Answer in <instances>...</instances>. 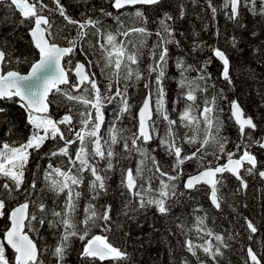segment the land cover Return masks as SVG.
I'll return each instance as SVG.
<instances>
[{
    "label": "snow or ice",
    "instance_id": "1",
    "mask_svg": "<svg viewBox=\"0 0 264 264\" xmlns=\"http://www.w3.org/2000/svg\"><path fill=\"white\" fill-rule=\"evenodd\" d=\"M206 3L216 39L209 44L193 30L191 50L186 55L196 59L194 53L207 49L211 56L198 60L196 65L187 63L183 52L176 57L177 87L185 101L177 120L166 107L163 81L172 49L185 47L181 39L185 33L180 32L179 23L187 15L184 0H107V7L88 6V0H84L85 10L80 11V19L68 14L61 0H52L54 7L46 0H5L6 9L18 13V23L27 25L30 39L26 52L13 41L0 39V119L5 121L8 135V139L0 141V177L4 178L0 181V264H69L67 257L77 240L82 242L76 249L78 264H135L127 246L142 248L145 243L150 244L159 220L167 225L168 234L178 231L184 237L180 246L195 258V264H229L224 257L233 250L232 242L238 237L249 242L246 251L242 248L244 264H264V223L241 212L240 206L247 209L249 205L237 199L238 195L247 194L245 174L264 180V163L252 150H264V129L253 115L246 113L235 91L231 96L225 95L227 89L235 88L232 58L220 46L221 33L215 24L221 10L233 29L240 30L238 35L228 36L225 44L238 49L247 39L245 33L254 38L248 43L255 44L264 36V0ZM242 6L260 17L259 33L241 19ZM126 8L129 18L140 26H125L116 14L117 27H105L104 19L114 16L112 9L118 13ZM92 12L97 15H90ZM149 12L156 17L155 39L147 48L148 61L142 71L140 62L146 41L153 35L148 27L152 20ZM54 13L66 25L74 26V34L71 29L64 31L66 25L56 26ZM208 27L207 23L202 25L204 30ZM130 34L138 39L133 40ZM250 55L264 67V41L255 44ZM212 58L218 65L217 75L224 81L219 92L210 83L213 77L208 65ZM17 65H24L26 70L21 71ZM89 68L99 69L103 87L97 73L88 71ZM190 71L195 76L186 75ZM142 79L141 101L133 111L129 89ZM61 98L81 107L73 114L69 106L57 116ZM224 99L228 100L229 119L238 131L236 141L224 134L225 119L221 114L225 109L217 104ZM7 102L22 109L27 129L23 138L18 137L19 130L8 120ZM106 105L114 107L102 132ZM259 108L264 110V97ZM125 117L131 119L135 128L130 134H125L129 130L120 124ZM259 118L264 123V115ZM158 122L164 125L163 134L159 133ZM150 141L155 142V147ZM117 145L121 151H117ZM184 145L195 148L190 150ZM158 150L170 158L167 170L153 154ZM133 152L139 156L135 169L121 163ZM33 153L37 158L35 168L29 170ZM57 156L65 158L64 166L53 163ZM45 160L46 166L41 163ZM186 161L196 165L191 172L185 171ZM146 169L149 175H144ZM85 173L90 176L87 180ZM113 176L118 178L116 191L123 197L119 208L111 200L102 199L112 188L109 180ZM230 177L238 182L234 190ZM85 182L87 200L82 219H77L80 186ZM201 191L210 202L208 210L196 201ZM46 193L53 197L52 206L46 202ZM61 194L64 199L57 206L55 198ZM261 198L264 199V192ZM182 204L192 207L191 223L183 219L184 213L176 215L173 211ZM225 205L231 210L233 227L223 231L209 227V210L223 211ZM258 215L264 221V207ZM42 231L52 233L53 244H41L33 237L32 233H36L42 238ZM116 237L123 241V246L114 242ZM168 255L169 264H191L171 247Z\"/></svg>",
    "mask_w": 264,
    "mask_h": 264
},
{
    "label": "trees",
    "instance_id": "2",
    "mask_svg": "<svg viewBox=\"0 0 264 264\" xmlns=\"http://www.w3.org/2000/svg\"><path fill=\"white\" fill-rule=\"evenodd\" d=\"M50 7H54L52 4V0H46ZM66 7L68 14L72 15L74 18L80 19L82 17L79 16L80 11L85 10L84 0H61ZM186 5V17L180 20V32L185 33L184 37H181L182 43L184 44L183 49H175L173 48V55L171 60L169 61V66L166 68V78L164 79V87L166 90V107L169 109L170 115L173 119L179 118V111L184 107V98L180 96L181 89L177 87V80L179 78V72L175 68V60L177 55L181 52L185 53V59L187 63H191L193 65L197 64V61H202L205 56H211V53L205 49L204 52L197 51L193 54L196 59H193L192 56L186 55L190 52V43L193 39L191 33L193 30L199 32V38L207 41L209 44L213 43L216 39L213 37L212 33L215 30L212 27L213 21L211 18V11L207 7L206 0H197L196 4L192 3V0H184ZM221 0H213V4L219 5ZM95 4L97 7L105 6L107 7V0H88V6ZM114 16L113 18H105L104 24L105 27L109 30L115 29L117 27L115 23V15L118 14L120 16L121 21L124 22L125 26L131 27H138L140 24L136 22L134 19L129 18V9H125L120 12H116L112 9ZM241 19L245 21L249 28H253L257 33L261 30L260 24V17L258 15H254L250 11H246L243 6L241 7ZM90 15H97L96 12L89 13ZM149 15L152 16V20L149 22L148 27L150 31L153 32V35L149 36L146 41V47L144 49L145 55L141 58L140 68L141 70H145L146 63L148 61V57L146 55L147 48L151 47L152 41L155 39L154 32H155V25H156V17L152 12H149ZM53 18L56 21V26H65L66 22L63 21L61 17H59L58 13L53 14ZM207 23L209 25L207 30L202 28V25ZM215 24L219 27L221 36L219 38V44L221 47L227 49L229 55L232 58V67H231V74L233 76L235 82L234 89H227L225 95L231 96L232 92L235 93L239 97V101L242 106L245 108L247 114L253 115L255 122H257L261 129H264V123L260 122V116L264 115V110L259 108L261 104L262 97H264V67L260 65L257 59H255L252 55H250V49L255 46V44H261L264 41V36L260 38V40H256L255 44L248 43V41L253 40L254 38L247 36L244 44L240 45L238 49H232L230 45L225 44V40L228 36L231 35H238L240 30L233 29L232 22L228 21L227 18L223 15L221 10H218ZM73 30L74 34V26L66 25L64 27V31L67 33L69 30ZM122 30H126L122 28ZM133 40L138 39L134 34H130ZM118 39H127L123 36H118ZM0 39H7L13 41L15 46L21 51L28 50V40L30 37L27 35V25H22L18 23V13L13 14L10 10H7L5 7V1L0 4ZM91 39L95 40L96 37H91ZM131 47V45H129ZM76 55V54H74ZM81 58L82 57H77ZM213 62L208 65V70L212 73V81L210 83L215 84L216 92H219L220 88L224 86V81L221 77L217 75L218 73V65L215 61V58H212ZM21 71L26 70L24 65H17ZM95 72L97 73V78L100 80L101 87H103L104 81L99 77V69L95 68ZM188 76H195L194 71H190L186 73ZM132 97L133 103V111H135L136 105L141 101V95L143 93V79L139 82V84L135 88L129 89ZM212 89L209 88V92L211 93ZM199 96V94H198ZM173 101L176 103L173 105ZM60 103L62 105L60 111L56 112V115H61L69 106H71L73 114L81 107L80 104L76 102H66L63 98H61ZM201 100L198 98L197 104H200ZM218 106L223 107L225 109L224 113H222V117L225 119V127H224V134L227 135L231 141H236L238 138V131L237 128L234 126V123L229 119V112H228V100H218ZM107 116L105 119V124L102 125L101 131H104L109 120H111V113L113 110L114 105H106ZM6 112L8 114V120L15 125V127L19 130L17 135L20 138H23L27 135V129L24 127L23 123V115L22 109L19 105L12 104L11 102H7L6 104ZM160 123L159 133L163 134L164 125L162 122ZM121 126L125 127L129 131L125 134H130L131 131H135L133 127V122L129 117H125L123 121L120 122ZM181 131H188L187 129H182ZM259 134V131L257 132ZM8 139V135L6 132V125L5 121L0 119V141ZM151 143V142H150ZM153 147H155V142L152 141L151 143ZM231 147V145H229ZM49 147V144L46 143L44 146L45 149ZM117 151H121L119 145L115 146ZM184 147L189 148L190 150H194L195 145L189 146L184 145ZM257 155L258 159L261 163H264V151L262 149L253 148L252 149ZM157 156V159L164 163L165 170H167L168 162L170 158L163 150H158L157 152L153 153ZM209 159L211 156L208 157ZM36 154L33 153V156L30 158V163L28 165V169L32 170L35 168L36 162ZM139 159L138 154L135 152L132 153L131 156H127L126 158L121 160V163L126 167H131L135 169L136 161ZM45 166L47 161H41ZM53 163H58L61 166H64L65 158L57 156L53 158ZM103 166V162H101V167ZM196 165L194 161H186L184 164L185 171L187 172L188 169H191L190 172L195 169ZM149 171L146 169L144 175H149ZM26 177L29 175V171L25 173ZM42 178V177H41ZM86 180L90 178L88 173H85ZM4 178L0 177V181ZM245 179L248 181V188L246 189V195H238L237 199L242 202L248 203L249 207L245 209L244 207L240 206V211L243 212L245 215H249L255 222L264 223L261 221L259 217V213L261 212V208L264 207V199L261 198V193L264 192V180H261L258 175H248L245 174ZM118 182L117 176H113L109 183L112 185L107 196L103 197V200H111L117 208L121 206V200L123 199L122 196L118 194L116 191L115 185ZM143 183L142 180L139 181ZM230 184L232 189L234 190L236 185L238 184L237 181L230 178ZM156 181H153V185H155ZM82 191V195L79 198V206L77 208V219H82L84 204L87 200V189H86V182L80 186ZM23 194H21L19 199H22ZM46 202L49 206H52V195L51 193L45 194ZM57 206L61 204V201L64 199V194H61L59 197H56ZM196 201H198L206 210L209 209V201L205 196L204 192L201 191L199 195L196 196ZM187 203V202H186ZM99 205L97 204V207ZM176 215H180L184 213L183 219L191 223V211L192 207L189 206L187 208L184 207L182 204L178 208L173 209ZM231 210L227 208L225 205L223 211H216V210H209V218L206 220V223L209 227L214 228L218 231H223L233 227L234 222L231 218ZM0 226L3 224L2 218H0ZM46 227V225H45ZM167 225L163 220H159L157 223L158 231L151 237V243H145L144 246L141 248L139 245L133 247L132 245L127 246L128 252L131 254L135 264H169V255L168 249L171 247L175 254L181 258H188L191 264H195V258L190 257V254L186 252L180 245L184 239L183 236L179 235L177 231L175 235L168 234L165 231ZM239 228V224L236 225ZM147 231V228L145 229ZM33 237L37 240H40L41 244H53L55 237L52 235L51 232L44 234L42 231V238L38 237L36 233H32ZM195 239V237H192ZM115 243L123 246V241L119 238H115ZM82 242L76 241V244L72 246V249L69 252L67 257L69 264H78L77 261V252L76 249ZM233 250L228 251L225 254L224 260L228 261L229 264H244V255L242 254V248L246 251V245L249 243L245 238L238 237L233 242ZM47 254V253H46ZM202 255V254H201ZM100 264H108L107 261L100 262Z\"/></svg>",
    "mask_w": 264,
    "mask_h": 264
},
{
    "label": "water",
    "instance_id": "3",
    "mask_svg": "<svg viewBox=\"0 0 264 264\" xmlns=\"http://www.w3.org/2000/svg\"><path fill=\"white\" fill-rule=\"evenodd\" d=\"M4 1H5V0H0V4H1L2 2H4ZM126 9H127V8H126ZM124 10H125V9H124ZM115 11L117 12V10H115ZM120 11H123V10H120ZM120 11H119V12H120ZM88 71H90V68L88 69ZM150 142H151V141H150ZM150 142H149V143H150Z\"/></svg>",
    "mask_w": 264,
    "mask_h": 264
},
{
    "label": "flooded vegetation",
    "instance_id": "4",
    "mask_svg": "<svg viewBox=\"0 0 264 264\" xmlns=\"http://www.w3.org/2000/svg\"><path fill=\"white\" fill-rule=\"evenodd\" d=\"M90 70H91V68H90ZM90 72H92V70H91ZM221 78H222V77H221ZM151 143H152V141H151ZM263 151H264V150H263ZM190 170H191V169H188V170H187V172H190ZM230 178H232V179H234V180H235V178H234V177H230Z\"/></svg>",
    "mask_w": 264,
    "mask_h": 264
},
{
    "label": "rangeland",
    "instance_id": "5",
    "mask_svg": "<svg viewBox=\"0 0 264 264\" xmlns=\"http://www.w3.org/2000/svg\"><path fill=\"white\" fill-rule=\"evenodd\" d=\"M91 70H92V72H95V68H91ZM96 73V72H95ZM135 110H136V108H135ZM251 115V114H250ZM0 223H1V221H0Z\"/></svg>",
    "mask_w": 264,
    "mask_h": 264
}]
</instances>
